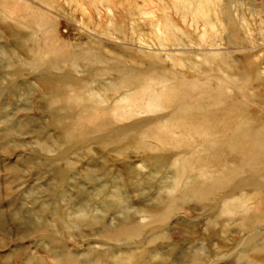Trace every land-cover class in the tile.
<instances>
[{
    "label": "rangeland",
    "instance_id": "rangeland-1",
    "mask_svg": "<svg viewBox=\"0 0 264 264\" xmlns=\"http://www.w3.org/2000/svg\"><path fill=\"white\" fill-rule=\"evenodd\" d=\"M215 1L193 0L194 30L172 0H0V264H264V166L232 182L228 161L223 192L184 198L228 137L154 101L188 83L195 124L226 115L206 89L264 130V0Z\"/></svg>",
    "mask_w": 264,
    "mask_h": 264
},
{
    "label": "bare ground",
    "instance_id": "bare-ground-1",
    "mask_svg": "<svg viewBox=\"0 0 264 264\" xmlns=\"http://www.w3.org/2000/svg\"><path fill=\"white\" fill-rule=\"evenodd\" d=\"M156 1L157 2H160L162 4L165 0H156ZM192 2H193V0H172L170 7H172L174 10H177L178 12H180L181 13V16H182V18H184V20L186 19V15L188 13L191 14V16L193 18L191 20L192 22L190 24V27H193V28L195 27L194 30H196L198 28L197 27L198 24H197V22H195L196 21L195 20L196 19L195 17H198V15L201 14L202 10L200 8L201 7L200 4H198V6H197V10H198L197 14L198 15L195 12L192 13V10L194 9V7L192 8V6H193V3ZM212 2L214 4V6L217 5V2L215 0H212ZM166 5L167 4L165 3V5L162 6V9L167 10V8L168 9L170 8V7L166 6ZM149 14H154V11L150 12ZM154 17H156V16H154ZM156 19L157 20L155 22L151 23V24L153 26L154 35L156 33L155 36H156V39L160 42V45H163L161 43V41H163L164 39L165 40L166 39L167 40H172L176 45H180V42L181 41L178 38L177 33L175 34V32L177 31V30L175 31V29L178 28V30H180L182 32H183V30H181V28L178 27V25H176V23H174L173 19H171V17L169 18L168 16H163V17H160V18H157L156 17ZM206 25H208V24H206ZM209 26H210V24H209ZM209 33H210V31L207 30V31H203L202 33H200L198 35V38H199L200 43L201 42H204L203 40L206 39V37L209 35ZM143 73H145V72H143ZM148 75H147V78H148ZM140 78L141 77H139V79ZM145 79H143V81ZM197 79L198 78H196V80ZM206 79H209V78H206ZM128 80L129 79H126L125 81L128 82ZM167 80H168V78H167ZM136 81H138V80H136ZM141 85H144V83L141 84ZM188 85H190V84H188V83H181V84L176 83V84H174L172 86V88H169V89H165L164 88L163 91L161 92V94L159 95L160 97L157 96V98L155 97V99L154 98L153 99H154L155 103H157V105H159V106L160 105H164V108H165V106L167 105L166 107L173 108V113L174 112L175 113H174V116L171 119V123H172L173 126L179 128L184 134H190V133L194 132V133H200V134H204V135L205 134H211V135L212 134H223V135H225V138L228 137V139L223 138V139H225L223 141V143L225 144V146H223V148H224V150H225V152L227 154V156L224 157V158H226L224 160L225 162L224 161L223 162H220V161H217L218 159H215L214 160L212 158L214 160V161L212 160L214 162V164H217V167L219 169V172L216 174V176H214V177L212 176L213 179H212V177L210 178L211 179V181H210L211 184L205 186L204 183H200V184L198 183V188L195 189L194 186H193L192 187V191L193 192H189V193L185 194V197H184V198H200V199H203L204 198V199H207L208 197L218 195V193L220 191H222V192L224 191L222 189L224 187H222L223 186V181L221 180V178L222 177L225 178L226 175L229 174L226 171H224V169H225V163L226 162L230 161L231 163L238 164V166L235 169L233 167L234 170H232V173H230L231 175H230L229 181H232V182L235 181V179L237 178V175H240L243 172L245 173V171H247V170H257V169H259L261 171V169L264 168V167L261 168V166H264V158H262L261 160H254L251 157L252 154H254V153H255V155L257 154L255 151H258L259 153H261V154L264 155V130L262 131L261 129H259L253 121H252L253 123H251L249 121V119H247L244 116V109L242 110L239 107L238 104H235V103H232V102L231 103L228 102L227 99L224 98V96H222V95H220L218 93H214V92H209L208 93V91H206V89H204V93H205L206 96L208 95V97L211 98L212 104L214 106L218 107L217 106L218 104H226L225 105V108H226L225 114L226 115L224 116V118H222V122L221 121L218 122V123H216V122L211 123L210 122L211 124H207L206 126L205 125H201V124L198 125L197 123L195 124L194 123V119L197 116L202 115V112H201L202 109H200V108H194V106L189 105L190 103L189 104L187 103L188 100H189V93L187 91ZM149 92H151V91H149ZM142 93H144V92H142ZM135 94H136V92H135ZM147 95L149 97L150 93L147 92ZM138 97H139V94H138ZM150 98H151V96H150ZM136 101H138V100H136ZM139 101L141 102L142 100H139ZM134 102H135V100H134ZM140 102H138V103H140ZM206 120L207 119H205L204 121H206ZM214 120L216 121V119H214ZM205 148H207V147L205 146ZM209 148H211V147H208V149ZM223 148L221 147V150ZM204 162L205 161H203L202 166L205 164ZM262 170H264V169H262ZM260 177H262V176L260 175ZM253 182L254 181H252V180H250V181L246 180L245 183H240V184L237 183L236 186L233 187V189L234 190H237V189L243 187L247 183H248L247 184L248 186H252L254 184ZM226 187H227V185H226ZM253 188H254V186H253ZM256 194H258V193H256ZM223 208L225 210H229V206H227L226 204H224ZM251 241L252 240L250 239V241L248 243H250ZM67 262L69 264H74L70 260H68Z\"/></svg>",
    "mask_w": 264,
    "mask_h": 264
}]
</instances>
